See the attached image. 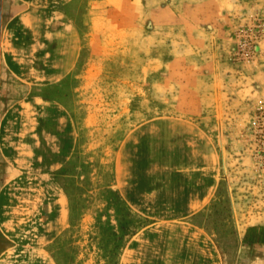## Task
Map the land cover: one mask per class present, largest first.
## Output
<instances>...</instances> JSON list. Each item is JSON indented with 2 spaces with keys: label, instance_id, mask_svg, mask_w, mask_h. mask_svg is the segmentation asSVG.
I'll return each instance as SVG.
<instances>
[{
  "label": "rangeland",
  "instance_id": "obj_1",
  "mask_svg": "<svg viewBox=\"0 0 264 264\" xmlns=\"http://www.w3.org/2000/svg\"><path fill=\"white\" fill-rule=\"evenodd\" d=\"M8 4L0 0V34ZM68 11L83 56L47 90L79 130L59 175L74 218L49 249L57 264H118L144 221L114 188L115 151L132 128L159 118L199 123L217 148L220 186L195 222L226 264L264 255V0H75ZM2 72L0 62V115L20 93Z\"/></svg>",
  "mask_w": 264,
  "mask_h": 264
},
{
  "label": "crops",
  "instance_id": "obj_2",
  "mask_svg": "<svg viewBox=\"0 0 264 264\" xmlns=\"http://www.w3.org/2000/svg\"><path fill=\"white\" fill-rule=\"evenodd\" d=\"M8 1L2 79L20 93L0 115L7 172L0 178V264H57L49 249L74 218L59 175L73 159L79 130L47 90L77 68L83 42L68 11L75 0ZM220 166L214 143L192 120L151 119L127 132L115 151L114 188L144 223L125 239L118 264H226L217 242L195 222L215 199ZM233 264H264V255L238 254Z\"/></svg>",
  "mask_w": 264,
  "mask_h": 264
},
{
  "label": "trees",
  "instance_id": "obj_3",
  "mask_svg": "<svg viewBox=\"0 0 264 264\" xmlns=\"http://www.w3.org/2000/svg\"><path fill=\"white\" fill-rule=\"evenodd\" d=\"M66 189V188H65Z\"/></svg>",
  "mask_w": 264,
  "mask_h": 264
}]
</instances>
